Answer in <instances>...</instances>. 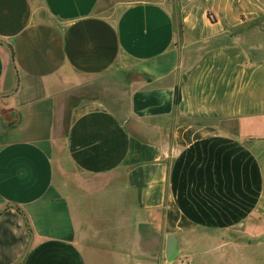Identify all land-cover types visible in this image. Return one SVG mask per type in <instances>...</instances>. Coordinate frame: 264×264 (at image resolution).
Wrapping results in <instances>:
<instances>
[{
	"label": "crops",
	"instance_id": "obj_1",
	"mask_svg": "<svg viewBox=\"0 0 264 264\" xmlns=\"http://www.w3.org/2000/svg\"><path fill=\"white\" fill-rule=\"evenodd\" d=\"M263 18L0 0V264H264Z\"/></svg>",
	"mask_w": 264,
	"mask_h": 264
},
{
	"label": "water",
	"instance_id": "obj_2",
	"mask_svg": "<svg viewBox=\"0 0 264 264\" xmlns=\"http://www.w3.org/2000/svg\"><path fill=\"white\" fill-rule=\"evenodd\" d=\"M0 41L3 42L1 39ZM12 62L14 63L13 56H12ZM15 75H16V82H15L14 90L17 89L18 87V77H17L18 72L17 71H15ZM2 95H5V94L0 93V96ZM28 249H29V246L26 250V254L28 253ZM178 254H179V238L175 234H169L167 236V245H166V254H165L166 258L168 261L172 262L176 259Z\"/></svg>",
	"mask_w": 264,
	"mask_h": 264
},
{
	"label": "rangeland",
	"instance_id": "obj_3",
	"mask_svg": "<svg viewBox=\"0 0 264 264\" xmlns=\"http://www.w3.org/2000/svg\"><path fill=\"white\" fill-rule=\"evenodd\" d=\"M261 23H264V18L261 19ZM261 37H264V28L261 30ZM259 264H261V263H259Z\"/></svg>",
	"mask_w": 264,
	"mask_h": 264
},
{
	"label": "trees",
	"instance_id": "obj_4",
	"mask_svg": "<svg viewBox=\"0 0 264 264\" xmlns=\"http://www.w3.org/2000/svg\"><path fill=\"white\" fill-rule=\"evenodd\" d=\"M178 98H179V94H178V92H177V101H178Z\"/></svg>",
	"mask_w": 264,
	"mask_h": 264
}]
</instances>
